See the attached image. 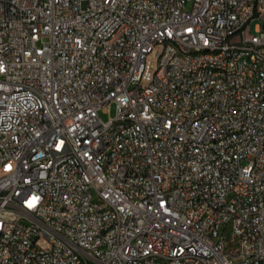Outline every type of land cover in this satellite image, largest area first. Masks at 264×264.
Returning a JSON list of instances; mask_svg holds the SVG:
<instances>
[{"label": "built area", "instance_id": "built-area-1", "mask_svg": "<svg viewBox=\"0 0 264 264\" xmlns=\"http://www.w3.org/2000/svg\"><path fill=\"white\" fill-rule=\"evenodd\" d=\"M0 264H264V0H0Z\"/></svg>", "mask_w": 264, "mask_h": 264}, {"label": "rangeland", "instance_id": "rangeland-1", "mask_svg": "<svg viewBox=\"0 0 264 264\" xmlns=\"http://www.w3.org/2000/svg\"><path fill=\"white\" fill-rule=\"evenodd\" d=\"M257 22L258 21H254L252 23V26H251L252 31H255V27H256ZM115 109H116L115 104L111 103L110 108H109V112L101 111V117L103 119H107L109 117V114L113 116L115 114Z\"/></svg>", "mask_w": 264, "mask_h": 264}]
</instances>
